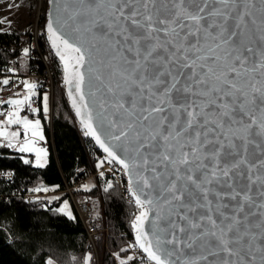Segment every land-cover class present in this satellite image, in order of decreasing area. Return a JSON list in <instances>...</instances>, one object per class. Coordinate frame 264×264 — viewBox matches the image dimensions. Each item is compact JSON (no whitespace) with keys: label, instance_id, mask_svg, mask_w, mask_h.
Here are the masks:
<instances>
[{"label":"snow or ice","instance_id":"snow-or-ice-1","mask_svg":"<svg viewBox=\"0 0 264 264\" xmlns=\"http://www.w3.org/2000/svg\"><path fill=\"white\" fill-rule=\"evenodd\" d=\"M44 5L83 135L105 154L96 166L119 165L128 177L141 259L264 264V0ZM24 89L0 101V115L3 104L11 108L0 120V147L34 153L42 168L41 120L27 112L47 116L49 95L34 107L37 84ZM58 211L76 219L67 202Z\"/></svg>","mask_w":264,"mask_h":264},{"label":"trees","instance_id":"trees-1","mask_svg":"<svg viewBox=\"0 0 264 264\" xmlns=\"http://www.w3.org/2000/svg\"><path fill=\"white\" fill-rule=\"evenodd\" d=\"M23 29L15 23L11 33H0V46L7 45L14 38L23 43L27 38ZM17 54L18 50L10 51L7 47L0 50V69ZM17 78L20 81L31 79L22 71ZM38 90L43 93L41 87ZM52 104L54 150L44 167L36 166L34 154L0 147V171L12 174L0 179V264H46L48 259L57 264H97L98 260L101 264H121L123 259L129 264L131 261L126 259L130 254L128 243L135 237L132 221L138 210L125 195L122 181L115 175L101 176L98 187L82 191L95 197L101 193L103 197L109 234L106 242L102 238L96 244L97 250L66 193L45 207L37 199L26 198L39 184L63 190L66 183L82 177L91 166V149L74 120V110L63 90H55ZM40 116L45 136L49 139V121H45L43 113ZM21 157L28 158L30 164H24ZM108 183H112L113 188L105 191ZM66 198L76 219L58 211Z\"/></svg>","mask_w":264,"mask_h":264},{"label":"built area","instance_id":"built-area-1","mask_svg":"<svg viewBox=\"0 0 264 264\" xmlns=\"http://www.w3.org/2000/svg\"><path fill=\"white\" fill-rule=\"evenodd\" d=\"M5 10L0 15V33H11L16 20L17 15L21 10L20 0H5ZM9 21L11 22L9 24ZM24 34V29H23ZM25 35V34H24ZM14 38V37H13ZM9 48L10 51H17L18 54L13 59H10L3 67L0 69V80L3 78H10L9 86H3L0 84V101H6L9 99V94L15 86L21 82L17 75L25 70L31 79L28 83L37 84V96L33 97V106L42 107V92L38 88L42 87V91L49 95V113L47 116L44 115L45 121L50 123L53 120V98L56 89H61L66 95V85L63 82V62L55 53V49L51 46V41L48 39V34L45 26H42L37 33L33 34V39H26V43H18L16 38L11 39L7 45H1L0 50L4 48ZM29 49L28 55L24 54V49ZM4 115H0V120L4 119L7 111H10V106L8 104H3ZM32 118H37L30 111L27 112ZM78 119L76 114H74V120ZM50 132L48 142L39 141L38 145L40 148H46L49 152L54 150L53 137L51 125H47ZM2 140H0L1 142ZM102 150L96 152V156L90 159L91 166L87 172L79 179L74 180L72 183H66V187L60 190V194L66 193L75 207L87 233L91 239V242L96 249V244L103 238L105 242L109 234V226L107 224V217L103 214L105 208L101 207V204L95 199L98 197L83 196L84 194L79 192L80 188L84 186V183L91 179L92 177H101L100 173L103 172L104 175H115L117 177H126L122 170H120L119 165L113 164L110 168H95L97 162L104 156ZM9 178L12 176L11 172L0 171V176ZM79 189V190H78ZM125 195L131 201L130 194L126 190V186L122 187ZM60 194L56 196H51V192L40 191V192H29L26 198L37 199L41 202L43 207L46 204L53 202ZM135 243V237L128 243V248L130 249V254L135 257L129 264H148L146 259H141L143 255L139 249L132 247ZM97 250V249H96Z\"/></svg>","mask_w":264,"mask_h":264},{"label":"rangeland","instance_id":"rangeland-1","mask_svg":"<svg viewBox=\"0 0 264 264\" xmlns=\"http://www.w3.org/2000/svg\"><path fill=\"white\" fill-rule=\"evenodd\" d=\"M21 1V10L20 12L18 13L17 15V20H16V24L20 27H23L24 29L25 28H29L30 25H32L33 23L36 22L40 12H41V16L42 17H45V5H44V0H20ZM5 0H0V15L4 12L5 10ZM44 12V13H43ZM40 16V21L42 19V17ZM29 25V26H28ZM33 27V26H32ZM23 73L25 72V70L22 71ZM25 81H29V80H25ZM19 85H22V87H24V83L21 81L19 82L16 86H15V89H13L9 94H11L12 96L14 95V93L16 92V89L18 88ZM45 93V92H43ZM10 95V97H12ZM67 96V94H66ZM9 97V98H10ZM11 110V108H10ZM28 114V113H27ZM29 118L33 119L29 114H28ZM41 120V126H42V130H43V135L45 137V139L43 140L44 142L47 143V140L48 138L45 136V133H44V123H43V118L41 116L37 117ZM12 129H15V126H13ZM3 141V140H2ZM1 141V142H2ZM40 140L37 139L36 141V144H35V147L37 148H40L39 145H38V142ZM0 142V143H1ZM49 154L50 152L47 150V161H48V157H49ZM35 155V154H34ZM98 180L97 177H92L91 179H89L88 181H86L84 183V186L82 188H80L79 192L81 191H89V190H85L86 188L87 189H92L94 187H98ZM45 187L48 189V192H51V196H56L58 194H60V190L57 189L56 187H53V186H47V185H44V184H39L37 185L36 187H34L33 189L35 188H42V187ZM106 188H107V185H106ZM124 191V190H123ZM33 192L30 191V193ZM36 193V192H35ZM83 193V192H82ZM84 195L83 196H88L89 194L88 193H83ZM62 195V194H60ZM91 196V195H90ZM59 197V196H58ZM89 197V196H88ZM91 197H94V196H91ZM90 198V197H89ZM100 204H101V207L103 209L104 207V202H103V197L101 195V193H99V196L98 198H95ZM64 202H67L68 205H69V208L70 210L72 211V206H71V203L70 201L66 198L65 200L62 201L60 207H63V204ZM59 207V208H60ZM73 212V211H72ZM103 214L107 217L106 215V212L103 211ZM128 256H133V255H127ZM53 260V259H52ZM53 264H57V262L55 260H53ZM97 264H101L100 260H98V263Z\"/></svg>","mask_w":264,"mask_h":264},{"label":"bare ground","instance_id":"bare-ground-1","mask_svg":"<svg viewBox=\"0 0 264 264\" xmlns=\"http://www.w3.org/2000/svg\"><path fill=\"white\" fill-rule=\"evenodd\" d=\"M22 6V5H21ZM44 13V12H43ZM40 16H41V12H40V14H39V16H38V18H37V20H36V22L35 23H33L32 25H28L29 26V28H25L24 29V32L25 33H27L26 35H27V38L26 39H33V34L34 33H37V30H40V28L42 27V26H45V24H46V19H47V17L45 16V17H42V19H41V21H40ZM33 26V27H32ZM26 39L23 41V43H26ZM19 43V42H18ZM42 88V87H41ZM53 102V101H52ZM71 106V105H70ZM72 108V107H71ZM30 111V110H29ZM76 120V123L78 124V126H79V128H80V130H81V132H82V136L84 137V139H86V141H87V144H88V146L90 147V149H91V155H90V157L91 158H93V157H95L96 156V152L97 151H99V150H101V149H99V146L98 145H96L95 144V141L91 138V137H85L84 135H83V126L81 125V123H80V119L78 118V119H75ZM53 122V121H52ZM51 122V123H52ZM51 123L49 122V125H51ZM112 165H108V164H105L104 166H103V168H110ZM95 168H98L97 166H94ZM105 175H107V174H105ZM105 175H103V176H105ZM79 176V175H78ZM3 176L1 175L0 176V179L2 178ZM76 178V177H75ZM110 178V177H109ZM116 178L118 179V180H120V181H122V187H125V186H127V180H128V177L126 176V177H124V176H122V177H117L116 176ZM75 180V179H74ZM48 204V203H47ZM91 240V239H90Z\"/></svg>","mask_w":264,"mask_h":264},{"label":"crops","instance_id":"crops-1","mask_svg":"<svg viewBox=\"0 0 264 264\" xmlns=\"http://www.w3.org/2000/svg\"><path fill=\"white\" fill-rule=\"evenodd\" d=\"M22 82L24 83L25 81L24 80H22ZM17 92H19V93H21V94H24L25 93V89H24V87H22V85H19L18 86V88L16 89V92L15 93H17ZM14 93V94H15ZM12 96V95H11ZM10 98H19V97H15L14 95L12 96V97H10ZM25 113H21V115H24ZM31 119V118H30ZM34 119H36V118H33V120ZM9 131H12V130H14V129H8ZM41 141V140H40ZM21 142H22V140H21ZM1 143H4V141H2ZM29 154H34V153H29Z\"/></svg>","mask_w":264,"mask_h":264},{"label":"water","instance_id":"water-1","mask_svg":"<svg viewBox=\"0 0 264 264\" xmlns=\"http://www.w3.org/2000/svg\"><path fill=\"white\" fill-rule=\"evenodd\" d=\"M47 11H52V6L49 4V5H47ZM66 88V94H67V86L65 87ZM85 91L87 92V88L85 89ZM67 100H68V102H69V104L71 105V107H72V101H71V99L68 97V95H67ZM72 109L74 110V113H75V109L72 107ZM79 118V117H78ZM80 119V118H79Z\"/></svg>","mask_w":264,"mask_h":264}]
</instances>
